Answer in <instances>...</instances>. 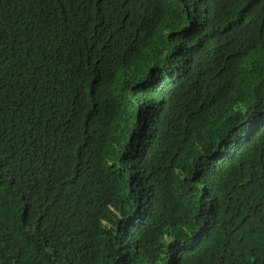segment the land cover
Returning a JSON list of instances; mask_svg holds the SVG:
<instances>
[{
	"label": "trees",
	"instance_id": "1",
	"mask_svg": "<svg viewBox=\"0 0 264 264\" xmlns=\"http://www.w3.org/2000/svg\"><path fill=\"white\" fill-rule=\"evenodd\" d=\"M90 1L0 0V264H264V0Z\"/></svg>",
	"mask_w": 264,
	"mask_h": 264
},
{
	"label": "clouds",
	"instance_id": "2",
	"mask_svg": "<svg viewBox=\"0 0 264 264\" xmlns=\"http://www.w3.org/2000/svg\"><path fill=\"white\" fill-rule=\"evenodd\" d=\"M100 4L108 5L109 0H97ZM90 0H69L68 6L63 16L64 20L71 25H77L86 20L91 14ZM230 13L217 15L212 21L209 29V34H214L224 30L227 26Z\"/></svg>",
	"mask_w": 264,
	"mask_h": 264
}]
</instances>
